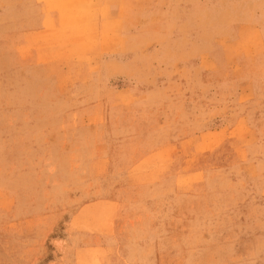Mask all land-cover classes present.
Masks as SVG:
<instances>
[{
	"label": "rangeland",
	"instance_id": "374dc122",
	"mask_svg": "<svg viewBox=\"0 0 264 264\" xmlns=\"http://www.w3.org/2000/svg\"><path fill=\"white\" fill-rule=\"evenodd\" d=\"M0 264H264V0H0Z\"/></svg>",
	"mask_w": 264,
	"mask_h": 264
}]
</instances>
